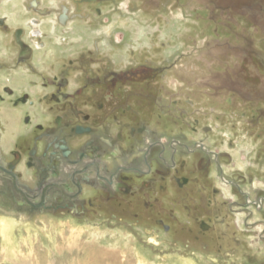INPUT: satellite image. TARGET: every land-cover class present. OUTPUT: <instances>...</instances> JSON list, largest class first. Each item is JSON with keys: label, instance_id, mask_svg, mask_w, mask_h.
<instances>
[{"label": "rangeland", "instance_id": "obj_1", "mask_svg": "<svg viewBox=\"0 0 264 264\" xmlns=\"http://www.w3.org/2000/svg\"><path fill=\"white\" fill-rule=\"evenodd\" d=\"M64 8L71 20L62 24ZM30 16L47 25L27 27L26 38L40 46L50 37L61 58L31 72L36 93L14 88L18 96L40 97L64 67L72 90L86 84L83 72L99 80L135 72L119 84L140 92L143 123L221 154L224 178L238 187L214 166L184 173L200 185L158 189L163 223L135 219L141 208L117 222L101 209L37 208L38 189L9 186L0 149V264H264V0H72Z\"/></svg>", "mask_w": 264, "mask_h": 264}, {"label": "flooded vegetation", "instance_id": "obj_2", "mask_svg": "<svg viewBox=\"0 0 264 264\" xmlns=\"http://www.w3.org/2000/svg\"><path fill=\"white\" fill-rule=\"evenodd\" d=\"M29 8L39 15L45 12L36 1L30 2ZM37 21L31 20V25ZM8 30L6 18H0V31ZM22 36L23 31L17 30L14 41L20 60L26 61L31 49ZM67 71L64 67L59 76L46 78L43 93L36 99H30V92L18 96L11 86L0 87V103L7 104V112L15 115L9 129L16 133L4 173L9 175L11 187L24 184L38 189L37 208L50 204L82 214L101 209L109 220L117 222L119 214L141 208L144 214L135 213V219L142 215L161 224L158 189L164 192L168 184L182 190L189 184L200 185L194 180L182 181L181 174L195 170L208 174L214 166L218 178L228 182L221 154L192 142L185 133L159 136L156 126L143 123L142 109L148 106L141 101L140 92L119 84L135 72H112L100 80L83 72L86 84L72 90L64 75ZM133 98L136 100L130 101ZM228 183L238 187L236 182ZM198 189V197L206 194V188Z\"/></svg>", "mask_w": 264, "mask_h": 264}, {"label": "crops", "instance_id": "obj_3", "mask_svg": "<svg viewBox=\"0 0 264 264\" xmlns=\"http://www.w3.org/2000/svg\"><path fill=\"white\" fill-rule=\"evenodd\" d=\"M36 1L38 6L45 10V13L56 11L57 9L62 7L64 3H71L72 0H9V2H5L0 5V18H6L9 24V30L6 32L0 31V77L3 79L0 81V87L3 86H12L17 90L22 89H30L31 93H36V88L34 86L35 80L32 78L34 75L31 73L32 71H41L45 72L48 66L54 65L61 58V53L58 52V48L56 43H50V37L48 42L42 43V45L38 46L37 43L32 42L30 38V33H28V37L26 38L27 32L25 29L31 26V16L32 11L29 8V2ZM67 9V8H66ZM68 18L66 22H70L69 12L70 9H67ZM61 15V14H60ZM60 15H58V20ZM36 27L40 28L42 24H46V22L37 21ZM47 29L49 27H46ZM43 29V28H42ZM41 29V36L50 35L51 31L47 32L44 29ZM45 29V30H47ZM17 30L23 31L22 40L30 47L31 53L29 58L26 61H21L19 58V48L14 50L15 44V33ZM9 41V42H8ZM6 44V46H4ZM51 48L52 52H49L48 57H46V53L41 54V52L35 54L33 52L35 49L48 51ZM9 50V51H8ZM8 51V52H7ZM10 77L12 80H8ZM11 83V84H10ZM36 99V97H35ZM8 105L0 106V117L3 122L4 132L2 137H0V146L2 154H8L9 151L13 148V144L15 142V130L9 129V124L14 123L15 115L9 114L7 112ZM10 111V109H9ZM22 116H18L21 118ZM85 258V264H88V259ZM90 261V260H89ZM190 264V263H188Z\"/></svg>", "mask_w": 264, "mask_h": 264}, {"label": "water", "instance_id": "obj_4", "mask_svg": "<svg viewBox=\"0 0 264 264\" xmlns=\"http://www.w3.org/2000/svg\"><path fill=\"white\" fill-rule=\"evenodd\" d=\"M65 17L67 18V9L66 8H64L63 15H62V18H61V23L62 24H65V22H66V18ZM26 47L29 48V46H26ZM30 53L31 52L27 51L26 57H29Z\"/></svg>", "mask_w": 264, "mask_h": 264}, {"label": "bare ground", "instance_id": "obj_5", "mask_svg": "<svg viewBox=\"0 0 264 264\" xmlns=\"http://www.w3.org/2000/svg\"><path fill=\"white\" fill-rule=\"evenodd\" d=\"M9 228V227H8Z\"/></svg>", "mask_w": 264, "mask_h": 264}]
</instances>
